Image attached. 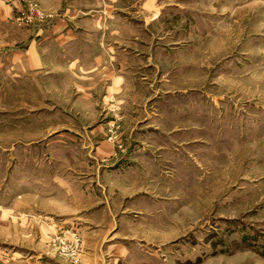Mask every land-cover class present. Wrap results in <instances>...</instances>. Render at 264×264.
Instances as JSON below:
<instances>
[{
	"label": "rangeland",
	"instance_id": "1",
	"mask_svg": "<svg viewBox=\"0 0 264 264\" xmlns=\"http://www.w3.org/2000/svg\"><path fill=\"white\" fill-rule=\"evenodd\" d=\"M188 5L130 35L121 119L13 66L52 16L0 0V264H264V0ZM57 182L81 207L47 211Z\"/></svg>",
	"mask_w": 264,
	"mask_h": 264
},
{
	"label": "crops",
	"instance_id": "2",
	"mask_svg": "<svg viewBox=\"0 0 264 264\" xmlns=\"http://www.w3.org/2000/svg\"><path fill=\"white\" fill-rule=\"evenodd\" d=\"M30 1L51 14L52 23L43 31L41 39L34 40L36 36H33L27 41L25 49L11 53L13 66L23 72L69 74L74 79L77 98L84 103L80 107V114H95L94 106L99 103L103 116H112L116 112L121 119L124 96L129 98L127 95L130 94V84L132 79H136L130 70L134 62L126 57L131 49L130 35H140V28H145L146 18L154 21L161 18L163 13L182 9L179 2L189 4L190 8H186L193 12L218 11L224 22L228 10V0ZM234 1L241 3L242 0ZM239 7L242 9V6ZM130 20H137L136 25L131 26ZM140 22L142 26L139 25ZM219 35L230 36L226 30L224 33L219 32ZM113 103L117 105L113 106ZM95 130L99 131L100 127ZM96 147L111 148L104 139ZM57 183L61 187L56 189L53 196L55 206L48 204L47 211L66 213L65 207H69V211L81 207V188H73L65 182ZM90 219L95 224L99 223L96 214Z\"/></svg>",
	"mask_w": 264,
	"mask_h": 264
}]
</instances>
